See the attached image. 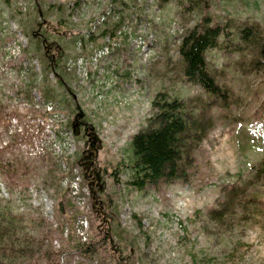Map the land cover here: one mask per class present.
Listing matches in <instances>:
<instances>
[{
    "label": "rangeland",
    "instance_id": "1",
    "mask_svg": "<svg viewBox=\"0 0 264 264\" xmlns=\"http://www.w3.org/2000/svg\"><path fill=\"white\" fill-rule=\"evenodd\" d=\"M213 24L226 97L179 53ZM160 91L202 135L187 179L139 189L130 141ZM261 167L264 0H0V264H264Z\"/></svg>",
    "mask_w": 264,
    "mask_h": 264
},
{
    "label": "trees",
    "instance_id": "2",
    "mask_svg": "<svg viewBox=\"0 0 264 264\" xmlns=\"http://www.w3.org/2000/svg\"><path fill=\"white\" fill-rule=\"evenodd\" d=\"M249 29L251 26L244 28L240 32L241 36L244 37ZM224 31V27L220 24L206 25L201 29L194 28L183 37L179 48L184 63V75L189 80L198 82L212 96L228 95L227 90L216 82L206 61L208 49L217 45ZM41 37L44 42L50 40L48 34H43ZM51 53H49L52 61L50 67L62 82L59 70L62 67L63 56L61 51ZM151 106L152 113L146 118L145 125L132 136L130 141L129 167L132 174L130 183L139 189L187 179L194 160L195 143L202 135L193 114L186 109L185 103L178 96L160 91L152 100ZM73 115L75 121L79 113ZM92 157H90L91 161L86 162L87 168L93 165ZM262 169L264 167L260 168ZM96 172L97 170L95 172L92 170L90 173L89 182L92 188L100 186L101 175L97 176ZM118 172L117 164L113 175ZM198 212L199 210L196 214ZM237 248L238 246L233 248L231 255L236 253Z\"/></svg>",
    "mask_w": 264,
    "mask_h": 264
}]
</instances>
